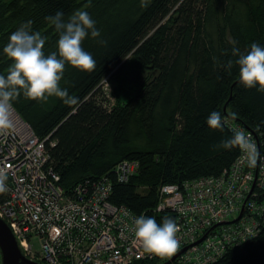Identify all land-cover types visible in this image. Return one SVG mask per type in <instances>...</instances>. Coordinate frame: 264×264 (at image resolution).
Masks as SVG:
<instances>
[{"label": "trees", "instance_id": "obj_1", "mask_svg": "<svg viewBox=\"0 0 264 264\" xmlns=\"http://www.w3.org/2000/svg\"><path fill=\"white\" fill-rule=\"evenodd\" d=\"M77 10L89 13L101 35L89 32L82 43L96 60L94 70L65 66L60 86L72 102L33 100L23 90L13 101L38 137L46 138L62 186L109 174L111 201L158 222L165 217L153 209L160 184L218 175L236 158L239 147H219L233 135L227 117L255 131L264 154V91L241 83L232 56L233 48L246 53L253 42L264 46V0H0V74L12 63L3 53L12 32L31 20L32 30L46 37L45 54L58 52V33L45 18L57 11L67 18ZM106 76L111 105L100 89ZM213 111L221 115V129L207 123ZM122 158L140 161L126 182L113 175ZM262 223L253 238L210 264H264Z\"/></svg>", "mask_w": 264, "mask_h": 264}, {"label": "built area", "instance_id": "obj_2", "mask_svg": "<svg viewBox=\"0 0 264 264\" xmlns=\"http://www.w3.org/2000/svg\"><path fill=\"white\" fill-rule=\"evenodd\" d=\"M12 121L11 129L0 132V172L7 176V190L0 193V216L28 257L47 264H132L174 254L157 256L144 249L135 237L134 220L145 213L110 200L109 174L71 188L62 186L46 138H39L15 107ZM225 123L250 137L258 163L249 167L239 148L232 164L218 175L160 184L153 209L174 218L179 227L177 251L185 247L174 258L179 264H210L229 247L253 238L264 222V154L258 150L259 136L238 120L227 117ZM139 167L138 159L122 158L114 165V178L126 182ZM35 237L39 250L33 249Z\"/></svg>", "mask_w": 264, "mask_h": 264}, {"label": "clouds", "instance_id": "obj_3", "mask_svg": "<svg viewBox=\"0 0 264 264\" xmlns=\"http://www.w3.org/2000/svg\"><path fill=\"white\" fill-rule=\"evenodd\" d=\"M45 19L58 33V52L45 54L46 37L39 31L32 30L31 20L12 32L3 48V53L12 63L6 74H0V132L13 127V101L20 95L21 90L29 99L43 100L56 96L65 98V102L70 103L72 98L68 90L60 86L66 64L86 72L96 67V60L82 47L89 32L93 38L101 35L96 28V22L87 11L77 10L67 18L63 11H57L54 16ZM232 56L237 57L235 64L239 68L241 83L247 88L259 85V90L264 91V46L253 42L246 53L233 48ZM232 67L233 61L229 60L227 68ZM207 123L210 128L221 129L223 124L220 113L213 111ZM234 146L245 153L249 167L257 165L259 153L256 145L244 131L234 130L232 137L222 140L219 145L225 149ZM6 180V174L0 172V193L7 190ZM134 225L135 237L149 253L167 256L175 253L180 246L177 236L179 227L174 218L166 216L162 223H158L154 217L140 215L135 218Z\"/></svg>", "mask_w": 264, "mask_h": 264}, {"label": "water", "instance_id": "obj_4", "mask_svg": "<svg viewBox=\"0 0 264 264\" xmlns=\"http://www.w3.org/2000/svg\"><path fill=\"white\" fill-rule=\"evenodd\" d=\"M226 108V103L224 104V109ZM248 128V127H247ZM259 152L261 151V146H258ZM241 213L238 215V217ZM213 224L208 230L204 232L196 242L202 240L205 235L216 225ZM185 247L181 248L179 251L174 253L171 257L165 259L159 264H168L170 263L179 252H181ZM0 255H1V264H42L40 261L31 259L28 257L21 246L18 243L14 233L12 232L7 221L0 216Z\"/></svg>", "mask_w": 264, "mask_h": 264}, {"label": "rangeland", "instance_id": "obj_5", "mask_svg": "<svg viewBox=\"0 0 264 264\" xmlns=\"http://www.w3.org/2000/svg\"><path fill=\"white\" fill-rule=\"evenodd\" d=\"M102 89V91L104 92L105 96L107 97V101H104V103L106 105H111V103H113L114 101V95H113V91H112V83L111 81L109 80V78H107V76L102 80V83H101V86H100ZM33 249L34 250H39L40 249V242L38 240L37 237L34 238L33 240ZM43 261L42 264H47V262H45L44 260H41Z\"/></svg>", "mask_w": 264, "mask_h": 264}]
</instances>
